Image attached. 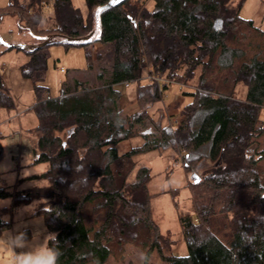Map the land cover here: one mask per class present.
Here are the masks:
<instances>
[{
    "label": "trees",
    "instance_id": "obj_1",
    "mask_svg": "<svg viewBox=\"0 0 264 264\" xmlns=\"http://www.w3.org/2000/svg\"><path fill=\"white\" fill-rule=\"evenodd\" d=\"M86 1L91 12L85 18L72 0H53L59 24L51 29L39 27L42 0H11L0 14H17L35 35L81 36L91 31L95 8L109 0ZM145 2L125 0L103 12L99 41L105 52L99 58H109L110 71L99 76L101 86L76 81L62 95L50 96L43 84L45 57L40 49L31 52L23 73L32 78L37 99L32 164L49 163L39 175L47 184L15 192L0 186V197L12 196L15 206L44 199L36 215L57 235L59 264H103L129 242L149 247L147 257L162 252L150 168L139 166L131 180L135 156L150 142L118 148L138 135L135 125L149 122L164 142L185 150L186 171L212 162L194 183L196 213L179 215L187 253L162 252L159 264H264V148L257 145L264 137V28L241 15L245 0H152L151 8ZM145 55L157 74L177 82L188 83L201 69L175 132L149 111L160 99L155 82L139 84L141 110L122 115L117 86L142 76ZM241 86L244 98L238 97ZM13 106L12 96L0 89V107Z\"/></svg>",
    "mask_w": 264,
    "mask_h": 264
},
{
    "label": "rangeland",
    "instance_id": "obj_2",
    "mask_svg": "<svg viewBox=\"0 0 264 264\" xmlns=\"http://www.w3.org/2000/svg\"><path fill=\"white\" fill-rule=\"evenodd\" d=\"M10 1L0 0V12L2 7ZM144 1L149 8L153 6L152 0ZM72 2L85 18L91 12L86 0H72ZM241 15L253 19L257 25L264 28V0H245ZM58 24L59 19L53 8V3L49 7L44 6L41 11L39 27L51 29ZM0 34L5 41L10 43L33 44L39 42L35 34L20 25L19 16L15 13L0 14ZM104 48L100 41L88 45L61 43L40 48L39 54L45 57L47 65L43 84L48 87L49 95H62L66 88H74L76 81L89 87L103 85L104 78H99V76L103 75L106 78L110 71L109 58H99V53L105 52ZM32 58L31 52L19 48H6L0 44V63L3 65V68L0 69V89L7 91L14 100V106L11 108L0 107V135L2 136L0 186H7L11 192L47 184V180L40 178L39 175L48 170L49 163H30L36 156L35 152L38 151L39 133L35 128L38 124V117L32 110V105L37 99L33 80L24 75L23 68ZM143 62L145 67L140 81H135L129 86L125 84L117 86L123 91L118 100L122 115H131L140 111L138 85L147 81L155 82L160 92V99L149 107V111L154 119L157 121L159 118L161 119L162 126L175 132L183 118L181 109L192 100V97L186 92L197 90L201 69L188 83L177 82L163 74L164 80L171 81L168 85H164L163 80L161 82L152 81L147 76L148 69L153 71L154 69L146 55ZM3 81L4 86L2 85ZM238 90V97L244 98L246 87L241 86ZM260 117L264 119V107L261 109ZM135 127L138 130V135L119 144L118 148L120 151H126L141 147L146 139L150 142V148H146L141 154L135 156L137 165L131 175V180L135 178L139 166L146 165L150 168L152 177L148 184V190L152 193L151 203L154 219L161 231L159 233L162 252L165 254H186L187 248L179 215L196 213L195 202L198 189L194 183L201 180L203 169L211 166L212 162L209 159L204 160L202 167L197 169L196 176L193 178L194 172H188L184 167L185 150L181 149L179 144L174 146L164 142L165 139L161 132L158 129L155 132V127H151L149 122L146 125L137 124ZM156 145L159 146L153 147ZM257 145L261 149L264 148V137L260 138ZM30 173H36L38 177H25ZM0 200L10 201L7 207L0 208V216L10 217L9 223L3 224L0 231L14 227L17 223V210L30 205L33 208H38L44 201V199L35 196L30 202L15 206L12 196L0 197ZM36 217L43 218L42 215H36ZM33 218L27 214L23 216L25 221H30ZM43 225L46 227L44 218ZM32 230L30 227L29 236H31ZM148 248L138 242H129L123 252L115 251L116 253L111 254L103 264H159L162 260V252L155 249L147 257ZM6 261V254L0 256V264H6Z\"/></svg>",
    "mask_w": 264,
    "mask_h": 264
},
{
    "label": "clouds",
    "instance_id": "obj_3",
    "mask_svg": "<svg viewBox=\"0 0 264 264\" xmlns=\"http://www.w3.org/2000/svg\"><path fill=\"white\" fill-rule=\"evenodd\" d=\"M9 204L10 201L0 200V208ZM36 208L30 205L17 210L14 227L0 231V256L7 255L6 264H59L62 251L57 235L48 232L42 217H36ZM25 214L34 218L25 221ZM9 221L10 217L0 216V223L7 224ZM30 227L33 229L31 236Z\"/></svg>",
    "mask_w": 264,
    "mask_h": 264
},
{
    "label": "water",
    "instance_id": "obj_4",
    "mask_svg": "<svg viewBox=\"0 0 264 264\" xmlns=\"http://www.w3.org/2000/svg\"><path fill=\"white\" fill-rule=\"evenodd\" d=\"M125 0H109L108 2L97 6L94 10V25L90 32L81 36H71L64 33H50L46 35H36L39 42L33 44L26 43H10L4 40L0 34V44L4 45L6 48H19L26 50L28 52H34L45 46L52 44H61L66 43L70 45H88L99 41L102 36V14L104 11L115 7L116 5L122 3ZM2 154V148L0 147V156ZM193 178L196 176V173H193ZM196 180V179H195Z\"/></svg>",
    "mask_w": 264,
    "mask_h": 264
},
{
    "label": "built area",
    "instance_id": "obj_5",
    "mask_svg": "<svg viewBox=\"0 0 264 264\" xmlns=\"http://www.w3.org/2000/svg\"><path fill=\"white\" fill-rule=\"evenodd\" d=\"M42 3L44 4L45 7H49L51 6V4L53 3V0H42ZM3 68V65H1L0 63V69ZM148 77L150 80L154 81V80H157L158 82H161L162 80L164 81V85H168L171 81H167V80H164L163 76L160 75V74H157L156 72H154L152 69H148ZM142 79V76L141 77H137L135 78L134 80L132 81H127L125 82L124 84L129 86L130 84H132L133 82L135 81H140ZM4 81L2 82V85L4 86Z\"/></svg>",
    "mask_w": 264,
    "mask_h": 264
},
{
    "label": "crops",
    "instance_id": "obj_6",
    "mask_svg": "<svg viewBox=\"0 0 264 264\" xmlns=\"http://www.w3.org/2000/svg\"><path fill=\"white\" fill-rule=\"evenodd\" d=\"M34 161V160H33ZM33 161H31L30 163H32ZM36 173H30V174H28L27 176H25V177H29V176H32V175H35Z\"/></svg>",
    "mask_w": 264,
    "mask_h": 264
}]
</instances>
